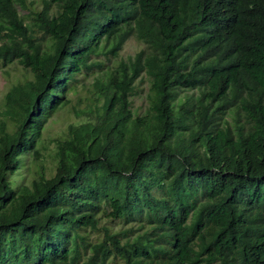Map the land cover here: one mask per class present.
<instances>
[{
  "label": "trees",
  "instance_id": "1",
  "mask_svg": "<svg viewBox=\"0 0 264 264\" xmlns=\"http://www.w3.org/2000/svg\"><path fill=\"white\" fill-rule=\"evenodd\" d=\"M0 60V264H264V0H0Z\"/></svg>",
  "mask_w": 264,
  "mask_h": 264
},
{
  "label": "rangeland",
  "instance_id": "2",
  "mask_svg": "<svg viewBox=\"0 0 264 264\" xmlns=\"http://www.w3.org/2000/svg\"><path fill=\"white\" fill-rule=\"evenodd\" d=\"M30 1V0H27ZM29 3V2H28ZM35 5V3H34ZM23 12L24 10L21 9ZM141 43L133 36L129 37L120 51L121 56L128 57L132 55ZM13 63L4 65L0 60V107L2 106L3 96L8 87L18 80H22L32 73L22 67H17ZM148 83L146 80L138 81L136 92L132 95V105L134 109L142 110L147 105ZM191 91V90H189ZM73 119L72 114L67 109L57 111L47 122L44 131V137L37 142L39 152H28L20 155V165L8 178L11 180L15 189H18L22 184L29 183L33 178H38L41 174L46 176L52 175L55 169V158L52 155V142L49 143L51 137L56 136L65 129L67 121ZM45 145V146H44ZM47 145V147H46ZM86 235L88 242L94 241L101 237V232L92 229H81Z\"/></svg>",
  "mask_w": 264,
  "mask_h": 264
}]
</instances>
